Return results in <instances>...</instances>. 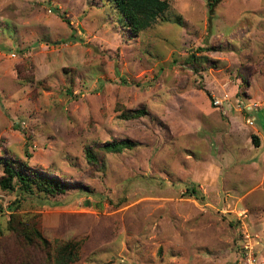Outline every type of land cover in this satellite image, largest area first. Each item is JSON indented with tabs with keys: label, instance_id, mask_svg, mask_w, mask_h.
<instances>
[{
	"label": "rangeland",
	"instance_id": "obj_1",
	"mask_svg": "<svg viewBox=\"0 0 264 264\" xmlns=\"http://www.w3.org/2000/svg\"><path fill=\"white\" fill-rule=\"evenodd\" d=\"M166 1L132 35L104 0H0V159L69 184L0 188V264H46L10 210L79 242L71 264H238L243 231L264 260V0ZM235 100L257 104L251 125Z\"/></svg>",
	"mask_w": 264,
	"mask_h": 264
},
{
	"label": "trees",
	"instance_id": "obj_2",
	"mask_svg": "<svg viewBox=\"0 0 264 264\" xmlns=\"http://www.w3.org/2000/svg\"><path fill=\"white\" fill-rule=\"evenodd\" d=\"M117 12V22L122 28L132 35L147 28L168 7L166 0H104ZM219 0L209 3V11ZM193 57L188 58L192 62ZM146 114V109L141 106L134 109H124L120 117L125 119L137 118ZM254 146L258 145L257 138L251 137ZM137 143L131 139L122 138L106 141L99 149L105 152L119 153L125 149H131ZM84 155L88 162L95 163L96 157L91 148L85 147ZM0 164L2 175H0V188L9 191L16 190L19 194L32 195L34 192L54 195L62 193L68 183L60 176H55L50 170L35 168L27 165L17 158H1ZM190 194L195 193L193 186L186 188ZM9 212L5 228L14 234L20 235L28 244H37L43 249L46 264H71L78 258L79 242L53 241L47 242L35 222H21L17 214Z\"/></svg>",
	"mask_w": 264,
	"mask_h": 264
},
{
	"label": "built area",
	"instance_id": "obj_3",
	"mask_svg": "<svg viewBox=\"0 0 264 264\" xmlns=\"http://www.w3.org/2000/svg\"><path fill=\"white\" fill-rule=\"evenodd\" d=\"M224 98H227L226 96ZM213 104H220L221 100L213 98ZM237 107L245 115V121L248 125L252 124L253 116L249 115L250 112H255L257 110L256 103H243L242 101L235 100ZM237 261L238 264H264V260L259 259L254 250V244L249 234L245 231L241 233L239 237V243L237 246Z\"/></svg>",
	"mask_w": 264,
	"mask_h": 264
}]
</instances>
